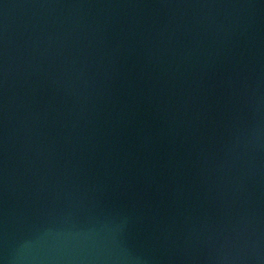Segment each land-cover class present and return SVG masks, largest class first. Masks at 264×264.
<instances>
[{
	"label": "water",
	"instance_id": "water-1",
	"mask_svg": "<svg viewBox=\"0 0 264 264\" xmlns=\"http://www.w3.org/2000/svg\"><path fill=\"white\" fill-rule=\"evenodd\" d=\"M0 264H264V0H0Z\"/></svg>",
	"mask_w": 264,
	"mask_h": 264
}]
</instances>
